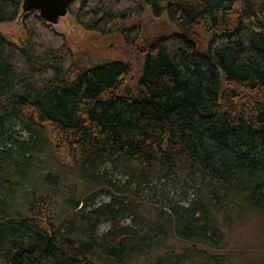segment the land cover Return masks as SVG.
<instances>
[{
  "label": "trees",
  "instance_id": "16d2710c",
  "mask_svg": "<svg viewBox=\"0 0 264 264\" xmlns=\"http://www.w3.org/2000/svg\"><path fill=\"white\" fill-rule=\"evenodd\" d=\"M23 1L0 0V23L17 21ZM76 3L80 16L88 9V22H107L82 25L87 32L114 27L131 6L166 15L176 31L146 53L134 46L125 61L91 67L36 11L23 17L19 44L0 32V264H190L181 254L155 255L176 236L202 254L188 262L226 264L219 215L241 209L233 198L264 213V0H72L71 13ZM12 124L28 143L8 134ZM36 150H49L60 168L46 176L54 179L47 189L34 182L42 175L34 179ZM108 164L130 175L127 186L147 190L151 178H183L196 200L171 201L159 224L141 213L136 229L122 227L144 203L126 204L107 173L98 177ZM20 176L39 188L21 203ZM74 176L86 187L65 197ZM62 180L69 182L63 194L55 187ZM100 186L111 202L75 212ZM80 215L77 239L71 226ZM103 220L112 227L100 238Z\"/></svg>",
  "mask_w": 264,
  "mask_h": 264
},
{
  "label": "rangeland",
  "instance_id": "374dc122",
  "mask_svg": "<svg viewBox=\"0 0 264 264\" xmlns=\"http://www.w3.org/2000/svg\"><path fill=\"white\" fill-rule=\"evenodd\" d=\"M77 3L73 8V13H69L65 17H60L58 24L52 27L65 34L70 39L73 50L77 54V58L81 60L80 65L84 67L103 65L112 61H125L128 55L133 51L134 46L139 52L146 53L148 45L152 41L159 36L171 34L176 31V27L166 15L155 17L148 9H144L140 12L138 8L130 5L133 8L125 17L117 18V20L113 19L114 23H112L111 26L114 27L105 28L101 33L87 32L81 26L84 25L82 24L83 21H87L85 19L88 17L89 11L85 9V13L82 14L83 17L80 16L81 7L80 5L78 6ZM119 8V6L113 8V15H117L116 9ZM77 15L81 17L79 22H76ZM23 17L21 10V17H19L17 21L13 23H0V32L12 38L17 44L20 43L24 35L22 25ZM122 28L124 29L123 33L120 32ZM128 41L131 43H128ZM132 85L133 83L129 82V86ZM9 131L8 134L12 136V138L15 137L19 143H28L29 135L25 131H22L20 124H12ZM13 132H16L15 135ZM10 144L12 147L13 142ZM9 148L10 146L6 147L5 150L7 151ZM8 152H11V150H8ZM31 158L34 159L33 161L36 164L35 170L37 171L38 168L41 169L37 172L34 179L38 178L40 172L42 174L34 182L40 188H49L54 180L53 177L47 182H44V180L48 174H59V165L53 164L52 154L49 150L44 152L36 150L35 155ZM106 167V169L99 171L97 175L98 177H105V173H107V179L111 180L118 189V191H113L114 194L122 195L126 201L127 198H137L136 202L138 205L142 202L144 203L139 209V215L133 214L127 219L122 220V227L136 229L133 221L136 217L143 216L141 213H144L146 217L150 215L149 217L153 222L159 224L160 213L169 209L171 201L175 202V204L183 203V205H187L194 202L193 200H196L195 198H191V194H194V191H192L193 188L187 189L184 185L183 178L179 180L178 178L169 177L167 181L151 178L150 181L152 184L150 189L147 190L142 184L133 183L127 186L130 175L114 171L111 164H108ZM60 174L65 175L62 171ZM68 177L71 178V175L68 174ZM74 177L75 180L73 182L70 181L72 188L67 190L65 197L71 194L74 198V193L78 189L86 187L81 179L78 180V177ZM62 182H65V180H62ZM62 182L55 187L63 194L69 182L63 184ZM16 183L17 185L14 187L17 192L15 198H17L19 203H21V198L23 200L27 199L26 195L34 188L39 189L35 184L29 186L27 177L20 176ZM92 198H94V201L87 206H74L75 212L85 210V213H88L102 207L111 202L112 194L108 189L100 186L97 193H95ZM233 201L239 203L241 209L239 211H234V207H231L229 210L219 215V224H221L220 229L224 234L225 245L221 253L222 259L226 264H264V213L257 208L247 205L244 202V198H233ZM129 203H131V201L126 202V204ZM128 208L132 209V206H128ZM81 218L82 215H80L77 222L71 226V228H73L71 234H74V237L77 239L84 237L82 228L85 226L83 221L80 220ZM80 222H82L81 226ZM111 227L112 224L109 221H101L97 226L96 235L100 238L107 237ZM172 238L176 239H167L162 244L158 245L159 251H156L155 255H165L166 252L172 253L173 256L181 254V257L184 258L187 263L203 264L202 258L197 259L196 262H188L196 256H202V254L196 255L194 253L191 249L192 243L182 241L177 236ZM215 238L222 242L218 237ZM89 240L90 239L87 241ZM217 240L215 241L217 242ZM177 251H179V253Z\"/></svg>",
  "mask_w": 264,
  "mask_h": 264
},
{
  "label": "water",
  "instance_id": "95a60500",
  "mask_svg": "<svg viewBox=\"0 0 264 264\" xmlns=\"http://www.w3.org/2000/svg\"><path fill=\"white\" fill-rule=\"evenodd\" d=\"M71 1L72 0H24L22 15L37 11L43 20L52 25H57L59 22L58 18L67 15Z\"/></svg>",
  "mask_w": 264,
  "mask_h": 264
},
{
  "label": "flooded vegetation",
  "instance_id": "af4514ba",
  "mask_svg": "<svg viewBox=\"0 0 264 264\" xmlns=\"http://www.w3.org/2000/svg\"><path fill=\"white\" fill-rule=\"evenodd\" d=\"M71 3H72V1H71ZM71 3H70V5H71ZM70 5H69V8H68V14H69V13L71 14ZM80 7H81V6H80ZM81 8H82V7H81ZM68 14H67V15H68ZM76 22H79V21L77 20ZM106 23H107V22H105V21H100V22L98 21V22H94V23L91 22V21H90V22H88V21H83V22H82V24H84V25H90V24H92V25H106ZM79 25H80V24H79ZM80 26H81V25H80Z\"/></svg>",
  "mask_w": 264,
  "mask_h": 264
},
{
  "label": "bare ground",
  "instance_id": "6f19581e",
  "mask_svg": "<svg viewBox=\"0 0 264 264\" xmlns=\"http://www.w3.org/2000/svg\"><path fill=\"white\" fill-rule=\"evenodd\" d=\"M45 21V20H44ZM47 24H50L49 22H47V21H45ZM50 25H52V24H50ZM52 26H55V25H52Z\"/></svg>",
  "mask_w": 264,
  "mask_h": 264
}]
</instances>
